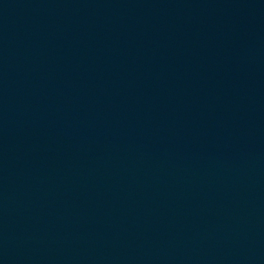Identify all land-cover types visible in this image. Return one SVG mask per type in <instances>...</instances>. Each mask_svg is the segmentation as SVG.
I'll use <instances>...</instances> for the list:
<instances>
[{
	"label": "water",
	"instance_id": "95a60500",
	"mask_svg": "<svg viewBox=\"0 0 264 264\" xmlns=\"http://www.w3.org/2000/svg\"><path fill=\"white\" fill-rule=\"evenodd\" d=\"M0 264H264V0H0Z\"/></svg>",
	"mask_w": 264,
	"mask_h": 264
}]
</instances>
